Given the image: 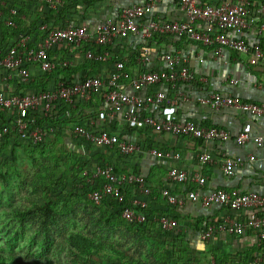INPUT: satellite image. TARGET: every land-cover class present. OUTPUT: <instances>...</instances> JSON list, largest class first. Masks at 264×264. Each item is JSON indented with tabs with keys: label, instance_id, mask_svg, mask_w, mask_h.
<instances>
[{
	"label": "built area",
	"instance_id": "2783aa9c",
	"mask_svg": "<svg viewBox=\"0 0 264 264\" xmlns=\"http://www.w3.org/2000/svg\"><path fill=\"white\" fill-rule=\"evenodd\" d=\"M163 1L146 0L130 5L117 16L93 27L74 23L55 27L47 23L39 28L40 35L31 29L19 35L9 50H0V111L5 113L7 121L8 117L12 119L0 127V143L12 132L22 141L44 142L56 131L45 124L38 126L36 119H51L62 106L66 108V117H71L74 112L89 111L87 125L75 126L70 138V141L80 143L81 154L86 157L90 155L89 148L114 151L127 157L144 153L142 144L113 131L110 126L114 123L122 130L167 133L200 140L207 145L230 139L232 134L228 130L182 119L178 111L180 103L189 100L188 87H196L199 82L204 84L206 80L198 78L183 54L164 50L155 55L151 43L162 37L185 39L212 49L220 61H223L225 51L234 52L248 56L252 66L264 69L261 42L250 45L241 37L245 31H251L264 40V2L254 6L251 0H215L209 4L203 0H179V10L183 13L179 20L157 17L156 9ZM123 44L134 49L133 56L119 59L112 55L111 49ZM64 47L72 51L83 50L85 62L102 65L100 73L92 75V71L86 69L84 74L55 75L77 68L72 60L51 57L53 51ZM102 48L105 50L98 52ZM129 61H134L135 67H129ZM32 82L45 83L47 88L44 91L20 89ZM196 101L216 114L233 108L264 117V104L244 103L226 92L209 93L199 96ZM236 143L240 147L248 143L260 147L264 146V136L241 132ZM147 152L159 160L181 159L180 153L155 148ZM249 160L254 161L255 157L250 156ZM198 161L206 166L216 160L205 149L198 154ZM242 163L241 159L225 158L224 174L234 176ZM90 174L93 179H103L101 187L89 195L91 201L99 204L107 197L123 201L129 193L132 206L123 212V218L131 224L148 221L147 210L154 192L145 176L135 172L116 173L110 160L95 165ZM167 184L160 193L162 200L171 207H182L190 202L203 208L221 207L232 213H244L242 217L231 214L222 220L211 221L198 234L200 242L211 244L219 236L240 237L253 232L256 243L264 250V195L231 193L223 189L204 193L206 175H190L178 168L170 170ZM169 185L196 187L186 191V195H177ZM153 217L164 232H187L171 216L156 213ZM211 264H216L213 258ZM255 264H264V253Z\"/></svg>",
	"mask_w": 264,
	"mask_h": 264
},
{
	"label": "trees",
	"instance_id": "16d2710c",
	"mask_svg": "<svg viewBox=\"0 0 264 264\" xmlns=\"http://www.w3.org/2000/svg\"><path fill=\"white\" fill-rule=\"evenodd\" d=\"M251 1L254 6L264 2ZM97 3V0H0V50H9L19 35L31 29L40 35L41 25L52 19L81 25L82 21L74 20L84 18L80 7L90 9ZM86 66L55 75L84 74L86 69L97 75L102 67L88 62ZM46 88L45 83L36 82L20 87L36 91ZM66 112L62 106L51 119H36L38 126L45 124L56 131L40 144L22 141L15 132L0 143L2 202L11 208L6 212L7 223L1 230L7 248L0 246V264H63L62 261L65 264H211L206 254L196 255L187 232H164L154 221L157 212H153L151 206L145 224L127 222L123 212L132 206L129 193L123 201L107 197L96 204L89 199L103 183V179H93L90 170L109 158L103 151L92 148L86 157L81 154L79 142L72 140V145L68 144L71 130L80 124L87 125L90 117L77 112L66 117ZM10 121L12 119L8 117L7 121L5 113L0 111V127ZM51 147L57 152H49ZM26 152L33 159V172L22 167V156ZM86 171L89 173L85 174ZM115 171L123 173L116 167ZM155 196L159 199L161 193L155 192ZM167 207V212L162 214L182 223L186 221L179 218L175 207ZM190 220V230L196 234L210 224L205 219ZM27 230L31 231V237L27 238ZM25 246L28 249H24Z\"/></svg>",
	"mask_w": 264,
	"mask_h": 264
},
{
	"label": "crops",
	"instance_id": "0c3cea01",
	"mask_svg": "<svg viewBox=\"0 0 264 264\" xmlns=\"http://www.w3.org/2000/svg\"><path fill=\"white\" fill-rule=\"evenodd\" d=\"M94 8L80 7V13L84 18L77 17L82 21L80 24L95 26L108 18L117 16L123 8L133 4L144 3L146 0H97ZM214 2L215 0H210ZM235 2V0H230ZM156 14L159 19H179L183 18V13L179 10L176 0H164L158 5ZM75 23V21H74ZM49 25L59 27L64 26L62 20H50ZM242 39L250 45L260 41L255 32L245 31L241 35ZM264 47V45H262ZM152 51L155 55L162 51H173L181 53L190 62L199 79L206 80L203 84L199 82L196 87H188L190 97L187 101H182L179 106V114L182 119L203 124L207 127H216L231 132L232 136L226 141H217L206 144L200 140L188 137H176L167 133H153L135 130H122L119 124H112L113 131L124 135L128 140H134L144 146V153L133 156H122L114 151H104L102 154L108 156L109 160L119 171L123 173L135 172L146 177L149 185L155 192L160 191L168 185V173L173 168L186 171L188 174H204L207 177V185L203 189L204 193L216 189H223L231 193H251L255 192L264 195V146H256L248 143L240 147L236 143V137L241 132H249L252 135L264 136V117L255 116L249 113L239 112L237 109H225L222 113H213L208 108L198 104V97L209 93L226 92L232 97L244 103L264 104V69L250 64V58L246 55L225 51L223 61L215 56V52L207 47H202L185 39L173 37L156 38L151 43ZM101 50H105L102 48ZM112 55L121 59L133 56V48L123 44L118 48L111 49ZM137 51V50H136ZM55 59H69L75 64L74 67H87L83 57V50L72 51L67 47L57 49L51 53ZM134 59V57L132 58ZM129 67H135L134 61H129ZM92 71V70H91ZM100 73V72H99ZM36 75V72H33ZM72 74V73H71ZM69 74V75H71ZM95 75V74H94ZM231 80L237 81L235 84ZM193 88V89H190ZM191 91V92H190ZM149 93V91H147ZM79 115L85 114L90 117L89 111H81ZM68 144H71L70 140ZM66 142V143H67ZM159 149L172 153H180V160H159L148 154V150ZM208 149L215 157V163L202 166L198 161V154ZM254 156L255 160L250 161L249 157ZM225 158H237L243 161L234 176L228 177L223 172V160ZM174 194L186 195V190L195 189L196 186L169 185ZM153 212H167L168 207L160 197L155 196L150 204ZM181 220L183 228L187 231L190 244L197 241V248L213 258L219 264H255V261L264 253L263 247L256 243L253 232H247L240 237L219 236L211 244L200 242L199 235L190 230L188 225L190 219H205L207 223L222 220L226 215L242 217L244 213H232L226 208L211 207L203 208L200 204L187 202L182 207L174 208ZM186 226V227H185ZM206 245V246H205ZM196 247V246H195ZM201 247V248H199ZM196 248V250H197ZM210 259V261H211Z\"/></svg>",
	"mask_w": 264,
	"mask_h": 264
},
{
	"label": "rangeland",
	"instance_id": "374dc122",
	"mask_svg": "<svg viewBox=\"0 0 264 264\" xmlns=\"http://www.w3.org/2000/svg\"><path fill=\"white\" fill-rule=\"evenodd\" d=\"M51 150H53V151H55V152H57L56 151V148L55 147H51V148H49V152L51 151ZM23 157V161H22V167L23 168H26L28 171H30V172H33V166H32V163H33V159H30L29 157L30 156H28V152H26L25 153V155L24 156H22ZM35 157H40V155H35ZM53 165V164H52ZM3 192V184L1 183V181H0V246H2V247H4V248H7V245H6V240H5V237L3 236V234L1 233V230H2V228H3V224H5V223H7V220H6V212L8 211V212H10L11 210V208L8 206V205H6V203H3L2 202V196H1V193ZM7 192V191H6ZM21 195H22V193H21ZM21 195H19L18 197H17V199L19 198L20 199V197H21ZM9 218H8V223H9ZM76 226L77 227H80V225H78V223L76 224ZM75 228V227H74ZM26 235H27V238L30 236L31 237V231L30 230H27V232H26ZM193 243L191 244V245H193V247H195V249L197 248V244H198V242L197 241H192ZM206 246V245H205ZM24 249H28V247L27 246H25V247H23ZM199 248H201V247H199ZM38 251H40V250H38ZM204 255V254H206V253H204L203 251H202V249H198L197 248V251H196V255ZM207 255V254H206ZM211 259V258H210ZM62 263L63 264H65L64 263V261H62Z\"/></svg>",
	"mask_w": 264,
	"mask_h": 264
}]
</instances>
